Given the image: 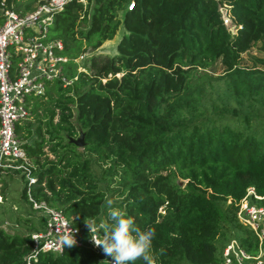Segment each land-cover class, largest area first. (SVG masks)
<instances>
[{"label": "trees", "instance_id": "1", "mask_svg": "<svg viewBox=\"0 0 264 264\" xmlns=\"http://www.w3.org/2000/svg\"><path fill=\"white\" fill-rule=\"evenodd\" d=\"M119 26L115 52L96 54ZM49 37L67 56H85L81 71L67 64L70 84L46 83L28 97L32 121L15 127L32 199L61 211L83 237L85 219L113 223L105 203L113 199L142 231H155L157 264H219L230 239L254 254L256 238L236 219L235 203L251 186L264 206V58L243 65L241 57L255 44L264 52V0H70ZM214 63L220 74H207ZM79 133L81 148L69 141ZM25 186L20 170L0 173V198L15 204L0 213V264L29 255L32 264H109L85 243L33 251L31 234L43 222Z\"/></svg>", "mask_w": 264, "mask_h": 264}, {"label": "built area", "instance_id": "2", "mask_svg": "<svg viewBox=\"0 0 264 264\" xmlns=\"http://www.w3.org/2000/svg\"><path fill=\"white\" fill-rule=\"evenodd\" d=\"M68 1L33 0L31 8L24 9L26 1L22 0L16 10L12 0H0V173L9 169L24 174L27 198L43 222L42 229L31 234L33 251L39 249L54 254L61 252L60 236L68 230L76 233V246L85 243L98 251L99 247L93 244L91 234L83 237L80 228L72 226L61 211L32 199L30 188L34 179L21 145L23 139L17 136L15 127L27 118L29 96L43 94L46 83L59 81L62 86L71 83L65 76L69 62L77 64L76 71L83 70L79 62L85 53L69 57L63 53L62 41L49 37L54 14L62 11ZM78 1L85 4V0ZM220 11L222 23L228 26V16ZM261 198L249 186L235 203L236 219L256 238V252L248 254L235 239H230L221 251V264L233 261L235 264H264V206L250 203ZM32 256L23 257V264H32Z\"/></svg>", "mask_w": 264, "mask_h": 264}, {"label": "clouds", "instance_id": "3", "mask_svg": "<svg viewBox=\"0 0 264 264\" xmlns=\"http://www.w3.org/2000/svg\"><path fill=\"white\" fill-rule=\"evenodd\" d=\"M105 203L109 207V217L113 222L111 225L108 223L98 225L94 219L84 221L93 244L100 247L106 256L112 258L111 264H135L137 260H143L144 264H157L152 246L155 231L153 229L142 231L125 211L112 207L113 199L106 198ZM101 230L103 235H100ZM75 236L76 233L72 230L65 231L60 236L61 245L76 246ZM164 252L163 248L159 250L161 255Z\"/></svg>", "mask_w": 264, "mask_h": 264}, {"label": "rangeland", "instance_id": "4", "mask_svg": "<svg viewBox=\"0 0 264 264\" xmlns=\"http://www.w3.org/2000/svg\"><path fill=\"white\" fill-rule=\"evenodd\" d=\"M22 0H18L17 3H19ZM221 10L223 11V9L221 8ZM224 12V11H223ZM123 32V29L121 26L118 27V29L115 32V35L112 37V39L110 40H106L104 41L95 51L96 54H100V55H111L115 52V44L118 41L121 33ZM242 57V61H243V65H251L252 61H251V57H257L258 59L264 58V52L260 51L258 49V44L253 45L252 47H250V49H248L247 51H245L244 53H242L241 55ZM210 70L207 72L213 75H217L220 74L221 71V67L218 63H214L210 68ZM209 74V75H210ZM32 121L30 117L25 118L23 121ZM43 150L46 152V155H48L49 158H53V155L50 154L47 151V148L44 147ZM28 163H30L29 159H28ZM14 178H16L15 176H13ZM177 182L181 185L184 180H180L177 179ZM13 188L10 189V194L13 197L18 196V191H19V186H12ZM250 203H252L253 205H260L257 202L254 201H250ZM15 204L14 202L11 200L6 199L5 201L2 202L1 198H0V213L4 216L6 213L4 212V209H11L14 210ZM28 213H30L32 216L33 214V210H31L30 208H27L26 210ZM35 212V211H34ZM36 215V214H35ZM37 216V215H36ZM40 218V217H39ZM35 220V219H34ZM37 221V220H35ZM10 222V221H9ZM12 222H10L9 224L4 221L1 223V225L5 226V227H9L12 228L14 227L13 224H11ZM247 262V260H245ZM221 264V262L219 263ZM232 264H235V262L233 261Z\"/></svg>", "mask_w": 264, "mask_h": 264}, {"label": "water", "instance_id": "5", "mask_svg": "<svg viewBox=\"0 0 264 264\" xmlns=\"http://www.w3.org/2000/svg\"><path fill=\"white\" fill-rule=\"evenodd\" d=\"M69 141L75 145L77 148H81L83 146V133H79L77 138H70Z\"/></svg>", "mask_w": 264, "mask_h": 264}]
</instances>
